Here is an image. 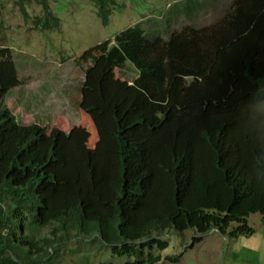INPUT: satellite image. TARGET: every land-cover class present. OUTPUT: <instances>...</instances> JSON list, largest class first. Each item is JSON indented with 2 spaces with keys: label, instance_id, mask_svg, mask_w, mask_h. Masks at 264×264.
<instances>
[{
  "label": "trees",
  "instance_id": "1",
  "mask_svg": "<svg viewBox=\"0 0 264 264\" xmlns=\"http://www.w3.org/2000/svg\"><path fill=\"white\" fill-rule=\"evenodd\" d=\"M35 1L34 27L59 29L47 0ZM94 4L107 25L115 0ZM126 61L137 71L130 82L114 74ZM261 85L264 0H234L218 22L168 39H147L140 23L117 32L79 86L77 104L100 136L93 154L73 132L20 124L1 104L9 88L0 84V264H46L32 257L33 238L21 240L28 252L13 247L26 216L31 228L56 223L52 234L96 235L135 258L143 253L130 243L147 238L162 250L168 229L250 234V214L264 221V152L238 112ZM157 260L149 254L145 263Z\"/></svg>",
  "mask_w": 264,
  "mask_h": 264
},
{
  "label": "rangeland",
  "instance_id": "2",
  "mask_svg": "<svg viewBox=\"0 0 264 264\" xmlns=\"http://www.w3.org/2000/svg\"><path fill=\"white\" fill-rule=\"evenodd\" d=\"M21 1L27 18L18 0H0V84L9 88L1 104L22 125L37 123L48 133L52 128L73 132L86 152L93 154L100 136L77 104L79 86L85 69L109 48L114 35L140 23L147 39H168L185 26L200 28L218 22L234 0H115L105 26L96 15L94 0H47L60 19V28L44 30L33 25L34 16L42 15L41 5ZM125 64L114 74L130 82L137 71L129 61ZM247 221L253 231L237 237L223 236L215 229L204 235L193 229L182 233L168 229L160 236L168 242L162 250L147 238L130 243L143 253L135 258L114 254L96 235L52 234L56 223L31 228L26 216L22 226L14 229L13 247L28 252L29 246L21 240L33 238L37 249L31 255L45 257L46 264H127L136 259L146 264L149 254L159 257L153 264H264V221L259 213L250 214Z\"/></svg>",
  "mask_w": 264,
  "mask_h": 264
},
{
  "label": "clouds",
  "instance_id": "3",
  "mask_svg": "<svg viewBox=\"0 0 264 264\" xmlns=\"http://www.w3.org/2000/svg\"><path fill=\"white\" fill-rule=\"evenodd\" d=\"M261 97H264V85L252 91L240 105L238 118L243 132L264 152V106H260L264 102Z\"/></svg>",
  "mask_w": 264,
  "mask_h": 264
}]
</instances>
